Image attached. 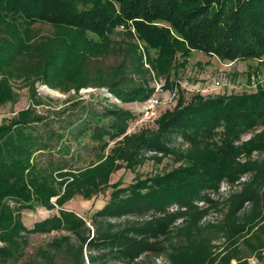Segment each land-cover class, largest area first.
Listing matches in <instances>:
<instances>
[{"label":"trees","instance_id":"1","mask_svg":"<svg viewBox=\"0 0 264 264\" xmlns=\"http://www.w3.org/2000/svg\"><path fill=\"white\" fill-rule=\"evenodd\" d=\"M39 24L52 32L38 35ZM194 53L264 66V0H0V108L16 102L15 84L31 98L0 125V264H148L161 255L170 264H250L252 256L264 264V84L187 100L175 78ZM146 65L166 88H178L177 105L156 129L128 135L140 114L121 105L141 104L155 90ZM37 84L74 95L107 89L121 105L98 95L101 109L77 104L56 130L51 111L34 109L43 105ZM86 138L97 161L72 169L70 143ZM148 158H169L173 167L128 186L123 177L111 183ZM246 173L251 181L228 200L224 222L201 227L205 212L196 203ZM104 194L89 221L62 208L78 195ZM57 196L58 215L25 226V210H54ZM246 202L251 208L242 213ZM185 215L186 225L174 228ZM52 232L67 234L29 255V237ZM221 235L232 245L218 257L213 241Z\"/></svg>","mask_w":264,"mask_h":264},{"label":"rangeland","instance_id":"2","mask_svg":"<svg viewBox=\"0 0 264 264\" xmlns=\"http://www.w3.org/2000/svg\"><path fill=\"white\" fill-rule=\"evenodd\" d=\"M35 32L38 35H47L52 32L50 25H36ZM112 63V61H107ZM147 68L151 69L148 65ZM58 69V73H59ZM151 75L154 80L151 82V87L156 89V85H161L163 91L160 93L161 99L163 101V109L159 114V118L152 125H146L145 127L133 129V126L128 128L127 134L131 135L134 133H139L142 130L150 129L154 130L158 127V121L163 113L166 111H173L177 105L178 100V88H166V80L162 76H158L157 73L151 69ZM173 78V77H172ZM178 86H180L181 91L185 93V97L189 100L193 95L200 93V90L204 88H211L215 83L219 82V89L211 94L205 95V97H213L218 95H231L242 93H253L256 92L259 85L264 84V66L259 64L257 61L255 63L250 62H236L231 64H225L220 62L217 58H208L202 54L194 53L188 60L187 67L179 71L178 77L175 78ZM39 97L42 99L43 105L36 106L34 109L39 114L47 115L49 111L53 114L49 118V122L52 123L54 129L59 128L60 119H68L69 113H74L77 111L76 105L83 106L87 104L88 107L101 109V103L96 99L98 95L102 97L110 98L111 102H116L121 105L120 101L114 99L111 94H109L107 89H84L78 95H74V92L63 93L60 90H54L49 88L47 85H36ZM14 90L17 93V98L15 103L9 102L2 108H0V125L3 123L5 118L10 119L18 115L22 110H26L31 105V98L28 87H23L21 84H15ZM91 90V91H90ZM74 91V90H73ZM155 91V90H154ZM93 93L96 95L95 98L90 97L89 94ZM108 95V96H107ZM81 103V104H80ZM125 109L133 111L136 115L141 111V104H128L121 105ZM75 107V108H74ZM62 110H67V113H61ZM59 115L56 116V113ZM130 130V131H129ZM244 141L251 139V135H246L243 137ZM70 145L73 148L74 165L72 169H82L89 165L95 163L96 152L91 149L94 144L89 138L84 139L83 145L78 146L75 142L71 141ZM80 155L81 159H78ZM154 153L147 154L151 157ZM58 156H56L57 158ZM45 158V157H44ZM149 159V158H148ZM252 159L257 160V155L254 154ZM46 161V159H44ZM173 165L169 158L165 159L162 163L156 164L153 159H149L142 166L136 167L135 170L121 169L117 173L113 174L111 177V183L118 181L123 177L124 184L126 186L130 185L138 178H145L150 175H154L160 170H165L172 168ZM252 174L246 173L240 177L236 182L230 183L226 186H221V188L216 191L215 194H210V201L213 200L215 203H210L203 200V202H197L196 207L200 211L205 212L200 220L199 225L201 227L217 226L224 222L226 214L228 213L229 206L227 205L228 200L240 193L244 186L251 181ZM109 194H104L101 197L93 199H85L82 196H76L71 201H68L63 205L65 211L75 212L78 216L84 217L89 221V217L93 214L96 209H101L104 207ZM57 197H53L51 202L54 205V210H47L45 208H39L36 211L25 210L22 213V221L26 227L32 228L34 224L38 221L44 220L50 216L58 215L60 209L57 205ZM13 206V203H10ZM215 205V207L213 206ZM228 207V208H227ZM251 208V203L246 202L243 207L242 213L248 211ZM177 211V210H176ZM175 211V212H176ZM182 213V212H181ZM185 213V212H183ZM144 220H149V216H145ZM189 221L187 215L180 218H176L175 222L172 224L174 228H182ZM151 222V221H150ZM67 234L66 232H52L49 235H32L29 237V246L27 251L29 255L36 252L38 247L44 246L50 242L54 237ZM73 243H77V240L72 236ZM214 254L218 257H222L226 254L227 250L232 245V242L228 240L225 235H221L219 238L213 241ZM264 255V249L261 251ZM149 260L148 264H170L165 255L153 256ZM250 264H260L258 257L252 256L248 258ZM238 261L235 259L231 261V264H237ZM111 264H124L118 261H113Z\"/></svg>","mask_w":264,"mask_h":264},{"label":"built area","instance_id":"3","mask_svg":"<svg viewBox=\"0 0 264 264\" xmlns=\"http://www.w3.org/2000/svg\"><path fill=\"white\" fill-rule=\"evenodd\" d=\"M220 83L217 82L211 88L201 89L200 92L202 95H208L218 90ZM91 91V90H90ZM163 91L161 85H156L154 93L148 97L143 103H141V111L139 119L134 123L133 129H136L141 126L152 125L159 118V114L163 109V101L161 99L160 93ZM130 131V130H129ZM225 186V185H224ZM177 210L174 208L173 211Z\"/></svg>","mask_w":264,"mask_h":264}]
</instances>
